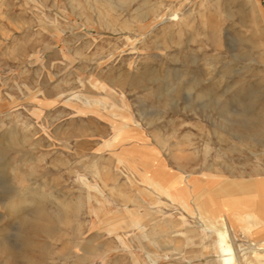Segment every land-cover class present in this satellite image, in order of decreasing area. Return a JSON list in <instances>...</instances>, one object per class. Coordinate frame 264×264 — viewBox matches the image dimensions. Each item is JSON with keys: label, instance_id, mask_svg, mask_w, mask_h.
Listing matches in <instances>:
<instances>
[{"label": "rangeland", "instance_id": "374dc122", "mask_svg": "<svg viewBox=\"0 0 264 264\" xmlns=\"http://www.w3.org/2000/svg\"><path fill=\"white\" fill-rule=\"evenodd\" d=\"M36 208L35 264L264 260V0H0V264Z\"/></svg>", "mask_w": 264, "mask_h": 264}, {"label": "bare ground", "instance_id": "6f19581e", "mask_svg": "<svg viewBox=\"0 0 264 264\" xmlns=\"http://www.w3.org/2000/svg\"><path fill=\"white\" fill-rule=\"evenodd\" d=\"M144 181L150 186V190H144L147 194L153 195V192L157 191L165 196L172 197L171 193L167 194V190L162 186L161 180L147 174L144 177ZM11 202L19 205L24 203V200H17L16 197H12ZM182 206H185V202L182 203ZM26 214L27 218L23 224H21L20 234L18 235V237L23 240V244L15 252H9L7 248H4V252L8 258H11L15 262L35 264L37 262L36 255L39 248L37 237L40 234L47 233L51 228L50 224L58 219L59 215L49 214L42 208H36L33 211H28ZM213 219L215 224L207 226L209 227L208 231H211L213 234L212 237L218 244L217 246L219 250L214 255L217 262H222V264H264V260L257 258L251 260L246 258L243 261L240 260L236 254L237 252H235L229 232L218 228L219 225H223L222 216H214ZM238 219L239 221L241 220L249 230L261 224L255 212L247 215V217H239ZM138 237L146 239L147 233L143 231ZM262 245H264V241L262 242Z\"/></svg>", "mask_w": 264, "mask_h": 264}]
</instances>
